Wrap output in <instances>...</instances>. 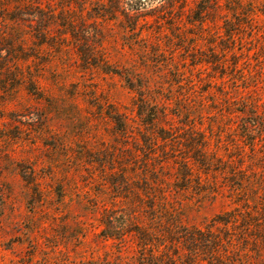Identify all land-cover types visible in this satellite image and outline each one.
Segmentation results:
<instances>
[{"label":"rangeland","instance_id":"obj_1","mask_svg":"<svg viewBox=\"0 0 264 264\" xmlns=\"http://www.w3.org/2000/svg\"><path fill=\"white\" fill-rule=\"evenodd\" d=\"M201 2L0 0V264H146L262 213L264 0Z\"/></svg>","mask_w":264,"mask_h":264},{"label":"trees","instance_id":"obj_2","mask_svg":"<svg viewBox=\"0 0 264 264\" xmlns=\"http://www.w3.org/2000/svg\"><path fill=\"white\" fill-rule=\"evenodd\" d=\"M209 4L210 0H202L198 14L208 12ZM243 208L242 212L233 209L217 215L204 227L175 224L173 231L166 230L167 248L162 252L157 250L160 252L157 253L152 247L150 257L153 261L146 264H158L156 261L159 264H261L263 259L259 252L264 248V210L254 213L247 203ZM110 228H113L112 224ZM138 234L144 246L154 245L152 234L143 231ZM171 258L175 261L169 263ZM251 258H254L253 262Z\"/></svg>","mask_w":264,"mask_h":264}]
</instances>
